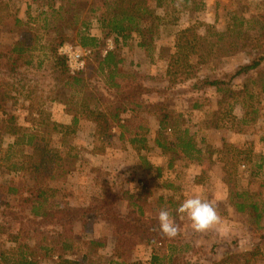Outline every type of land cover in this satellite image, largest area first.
Returning a JSON list of instances; mask_svg holds the SVG:
<instances>
[{"label": "rangeland", "instance_id": "obj_1", "mask_svg": "<svg viewBox=\"0 0 264 264\" xmlns=\"http://www.w3.org/2000/svg\"><path fill=\"white\" fill-rule=\"evenodd\" d=\"M110 1L0 0V93L9 90L5 81L20 82L0 109V264H17L21 253L36 264H67L66 257L75 259L74 264H100L104 247L89 244L88 233L124 230L142 233L136 239L146 242L145 232L137 225L130 224L127 232L122 221L97 214L98 208L129 213L146 223L158 221L159 212L168 210L179 230L185 227L193 233L202 264L219 263L225 254L234 256L230 264H242L243 254L249 251L253 256L248 264H264V62L232 81L233 89L242 92L227 101L212 87L197 88L207 76L227 80L228 73L248 61L252 49L231 31V16L237 13L264 22V0H163L162 7H156V0H147L154 16L143 20L144 39L153 36V40L145 48L138 47L141 38L132 32L126 44L119 38L116 45L123 59L119 64L123 76L118 77L122 88L108 89L104 75L96 71L98 59L90 52L83 55L82 68L75 70L86 77L77 94L80 88L63 87L58 67L41 45L65 56L68 72L74 75L59 49L78 45V35L84 32L99 37L101 55L113 49L107 46L112 37L102 32L98 21ZM155 24L158 29L147 33ZM258 27L250 21L244 34L260 37ZM185 29L195 52L189 56L190 75L182 80L185 76L170 74V68L169 74L166 71L182 36L179 33ZM36 37L32 61L44 59L43 65H24L30 57L23 55L10 72L9 50L20 43L35 45L28 39ZM117 101L139 107L127 105L121 112L124 127L114 122L106 133H97L96 118L87 108L109 107ZM193 103L200 107L192 108ZM10 115L21 128L37 133L45 154L33 153L32 146L12 145ZM163 115L168 116L167 123L159 131ZM74 116L78 118L75 125ZM184 129L199 150L191 158L174 145ZM135 134L138 141L131 143ZM171 145L175 150H170ZM219 181L223 183L219 196L226 201L211 202L207 193L212 194ZM192 182L198 186L187 192ZM202 182L209 186L200 188ZM171 183L176 187H170ZM185 193L200 194L216 207L223 236L210 235L206 244V236L192 230L187 216L176 211ZM36 200L43 202L44 219L30 214ZM239 203L245 204L244 211L237 209ZM250 205L257 207L258 218ZM62 236L70 239L67 251L61 247Z\"/></svg>", "mask_w": 264, "mask_h": 264}, {"label": "trees", "instance_id": "obj_2", "mask_svg": "<svg viewBox=\"0 0 264 264\" xmlns=\"http://www.w3.org/2000/svg\"><path fill=\"white\" fill-rule=\"evenodd\" d=\"M161 1L163 0H156V7H162ZM147 0H111L107 3L106 8L104 11H102L98 16V21L100 22V27L102 29V32L109 37H112V40H114V48L113 49H107L105 54L101 55V49H99V46H101V40L99 37L88 33H81L78 35V42L77 44L81 47H86L91 49V53L93 55H96L97 60V67L96 71L100 75H104L106 85L108 86V89L117 88L118 90L122 88V85L118 82V77H122L123 75L119 71V64L122 62V58L119 54V47H117L119 38L122 39V44H126V40L131 36L132 32H135L141 40L137 42L138 47L145 48L146 44H150L153 40V36L149 37L148 41L144 39L145 32L143 29V20L146 18H151L154 16V12L148 5H146ZM260 17L262 15H259ZM231 23L232 28L231 31H234L236 35L238 36V39L241 38L242 40H247L248 46L252 49V53L248 57V61L246 63H243L236 67V69L228 73L227 80L215 77H204L198 82V89L202 90L203 88H214L215 92L219 94L220 96H223V101H227L229 99L234 98L236 95H239L242 91H235L234 85H232V81L236 77H241L244 75L249 74V72H252L256 70L259 66H261L264 62V22L260 21V19H253L255 23L259 24L258 31L260 37H250L248 35L244 34V26L248 24L250 21L253 20H247L244 16H241L240 14L233 13L231 16ZM16 22L18 24H21L22 22L19 19H16ZM158 24H155L149 28H147V33L155 32V30L158 29ZM188 31V29H185L184 31H180L179 35L182 34V36L176 41L175 43V53L170 58V62L168 63V68L166 73L169 74V68H170V74L173 73L175 75H182L185 76L184 79H187L189 77V68L192 67V63L189 61V56L191 52H195V44H191L189 41V38L185 36L184 34ZM224 33H221L218 35V39L223 37ZM28 41H35V45L29 46L20 43L19 45L13 46L9 50V55H6V60L8 62V66L10 69H8L10 72H13L14 67H16L19 62H21L23 55L29 56L30 58L25 59L23 62L24 65H33L34 67H41L43 65L44 59H38L37 63L33 64L32 57H33V51L38 47V41L37 37L33 38V40L28 39ZM117 45V46H116ZM244 47L247 46V44L243 45ZM42 48H45L47 51L46 53H49L48 58H50L51 64H54L53 66L58 67V73L63 79V87H69L71 89L80 88L79 91H76L77 94L80 93L81 88L85 86L86 77H84L83 72H77L74 75L69 74L68 67L66 65V57L59 55L57 53V49H55L52 46L49 45H41ZM147 48V47H146ZM151 56V55H150ZM15 83L14 81H5V85L8 87V91H4L0 93V106L3 105L2 103L6 101L7 99L12 98V90L13 86L19 84ZM262 91H264V80L262 84ZM244 93H247V90L245 88L243 89ZM95 101H98V97H94ZM222 102V101H220ZM219 103V102H218ZM127 105L133 106L134 109H137L139 105H134L133 103H123V105H119V102L115 103L114 105H111L109 107L99 108L97 104H93V107L87 108V111L90 115H94L96 118V126H97V133L107 132L110 129V126L112 123L117 122L119 127H124L126 124L120 123L121 120V112H124L127 108ZM199 103H193L192 108H199ZM255 112V111H254ZM167 115H163V118H161L159 123V131L164 129L166 127L167 123ZM7 122L9 124H12L10 128H8V131L15 136L13 144L14 146H32L33 153H39L42 152L45 154V151L47 150L46 147L41 145L42 141L39 142V139L37 140V133H35L33 130L28 131L27 129L21 128L19 125L15 123V117L10 115ZM78 122V118L74 116L73 118V124L75 125ZM127 121H125L126 123ZM214 125H208L207 127H213ZM122 137V133H120ZM138 134H135V137H132L130 139L131 143H135L138 141L137 139ZM178 142L174 143L175 146L181 147L180 151L183 153L186 157L191 158L193 157L194 152H199L197 149L193 139L191 136H188V131L186 129L182 130L180 132V135L177 137ZM39 142L40 145L37 143ZM158 145L165 149V144L158 141ZM170 150H175V147L173 145L170 146ZM42 154V155H43ZM46 156V155H43ZM8 192L12 193L13 189H9ZM237 209L239 211H244L246 206L243 203L236 204ZM43 202L35 201L30 208V214L33 217H36L38 219H44L45 216L47 217V213L45 210H42ZM253 212L256 214V218L260 216V213L257 212V207L255 205H250ZM96 213L100 214L107 219L115 220V221H122V226H128L127 232L131 231V225L135 226L137 225L138 228H140L145 235V241L143 242L139 239H136V234L142 235V233H126L124 230L121 231V233L117 234V253L119 257H122L124 261H126L130 255L133 247L137 243H145L148 245L151 244H164L167 241H175L179 242L181 241L180 234L181 231L179 230L178 235L175 238H166L162 235V233L159 231V224L157 220H151L149 222H144L143 219L138 220L137 216L131 215V214H119L116 210H110V209H96ZM141 214V211H140ZM90 217V216H89ZM71 220H76V218H73L71 216ZM131 224V225H130ZM59 235V233H56ZM62 238V239H61ZM62 242V249L67 250L70 248V239L69 237H61ZM214 246V244L212 245ZM211 246V247H212ZM214 249V248H213ZM255 251V248H253ZM185 250H191L189 255H179L174 259L172 264H193L191 261V257H199L198 252L196 249H192L190 245L185 246ZM223 256V255H222ZM245 262L242 264H248L249 260L253 256V252L249 251L246 254H243ZM233 255L225 254L224 258L219 260V263L214 264H230L229 261L233 258ZM64 263L67 264H74V261L68 258L63 259ZM17 264H36V261L33 260L30 256H27L26 254L21 253L20 256H18ZM133 264V263H131ZM136 264V263H134ZM144 264V263H139Z\"/></svg>", "mask_w": 264, "mask_h": 264}, {"label": "crops", "instance_id": "obj_3", "mask_svg": "<svg viewBox=\"0 0 264 264\" xmlns=\"http://www.w3.org/2000/svg\"><path fill=\"white\" fill-rule=\"evenodd\" d=\"M138 46V45H137ZM105 54V53H104ZM197 183V182H196ZM195 182H192V184L186 186L187 192L190 190H193L195 187L198 186ZM200 184V183H199ZM208 183L202 182L200 184V188L208 187ZM215 186H218V188L213 189L212 194L209 192L207 193V196H210V199L206 197L211 202H217L219 201H226L225 199H222L219 196V191L223 186L222 181H219L215 184ZM170 187H176L173 185V183L170 184ZM191 194L185 193L184 199H180L181 202H183L185 199L191 197ZM180 204V203H178ZM178 213V212H177ZM219 214V213H218ZM220 218L221 215L219 214ZM187 221H189V218L187 217ZM222 225L221 222L212 230H209L204 233H197V235H205L206 238V244L208 242V237L211 235H215V233H220V236L222 233H225V231L222 232ZM180 238L181 241L175 242V241H167L164 244H144V243H137L133 247L131 251L130 257L124 261L122 257L118 256L117 253V233H88L90 236L86 239L89 244H95V247H104L103 252L104 256L98 259L100 264H131V263H144V264H172L174 259L178 257L179 255L185 254L189 255L191 250H185V246L190 245L192 249H198V241L193 242L192 236L193 233H188L185 231L182 227H180ZM101 236V239H100ZM201 241V244H204L205 241ZM72 248V253L74 250V246ZM67 251V250H66ZM222 255H220L221 257ZM218 257V258H220ZM70 259L69 257H66ZM75 260V259H71ZM191 261L193 264H202L203 260H199L197 257L192 256ZM76 262V261H75ZM78 264V263H77ZM96 264V263H93ZM99 264V263H98Z\"/></svg>", "mask_w": 264, "mask_h": 264}, {"label": "clouds", "instance_id": "obj_4", "mask_svg": "<svg viewBox=\"0 0 264 264\" xmlns=\"http://www.w3.org/2000/svg\"><path fill=\"white\" fill-rule=\"evenodd\" d=\"M176 211L189 218L190 226L196 233H204L214 229L221 220L216 207L200 194H194L185 199ZM158 224L159 231L164 237L171 239L178 235L179 227L168 210L159 212Z\"/></svg>", "mask_w": 264, "mask_h": 264}, {"label": "built area", "instance_id": "obj_5", "mask_svg": "<svg viewBox=\"0 0 264 264\" xmlns=\"http://www.w3.org/2000/svg\"><path fill=\"white\" fill-rule=\"evenodd\" d=\"M112 40L109 39L107 46L108 48H112ZM63 54H66L67 58L69 59V63L71 66V73H75V70H79L83 66V55H87L91 52L90 49L81 47L80 45L76 46H67L65 45L63 48L61 47L59 49ZM107 50H104L103 53H105Z\"/></svg>", "mask_w": 264, "mask_h": 264}]
</instances>
